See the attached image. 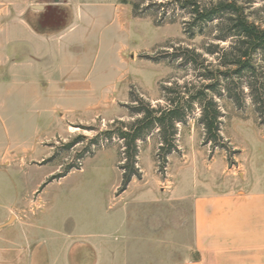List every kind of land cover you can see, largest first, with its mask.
<instances>
[{
  "label": "rangeland",
  "instance_id": "374dc122",
  "mask_svg": "<svg viewBox=\"0 0 264 264\" xmlns=\"http://www.w3.org/2000/svg\"><path fill=\"white\" fill-rule=\"evenodd\" d=\"M90 2L94 28L105 33L103 46L98 35L91 45L92 66L115 87L111 104L95 113L66 114L63 128L47 130L45 124L29 158L17 152L1 160L0 264H30L31 249L39 258L34 263L61 264L66 247L57 241L63 234L75 241L111 222V231L119 234L121 214L112 204L132 182L159 179L162 191H169L187 178V188L199 192L206 185L241 190L258 179L264 188V46L239 28L245 21L264 30V0ZM58 3V10L42 9L40 26L68 24L70 7ZM168 88L177 93L169 97L181 103L197 99L185 124L177 126L175 152L162 154L159 130L144 134L132 156L124 141L107 140L110 131L122 129L121 122L132 125L142 118L141 100L167 107ZM209 103L219 115L215 142L207 140L201 120L202 106ZM136 201L125 200L133 236L157 239L146 243L153 255L140 264L184 256L193 242L191 203ZM80 253L74 250L69 261L78 264Z\"/></svg>",
  "mask_w": 264,
  "mask_h": 264
},
{
  "label": "crops",
  "instance_id": "0c3cea01",
  "mask_svg": "<svg viewBox=\"0 0 264 264\" xmlns=\"http://www.w3.org/2000/svg\"><path fill=\"white\" fill-rule=\"evenodd\" d=\"M58 1L0 0V162L7 154L15 158L17 152L29 158L31 145L45 131L64 127L66 114L95 113L111 104L108 97L115 87L103 81L105 75H97L91 61L97 35L102 46L105 43L103 29L94 28L92 0H64L71 10L68 24L57 29L40 26L46 6L58 10ZM188 180L169 191H162L159 179L151 184L132 182L120 202L112 204L121 214L115 229L120 233L111 231V222L99 233H80L75 241L63 234L57 241L66 247L61 264H75L69 261L74 250L82 255L78 264H140L152 256L146 243L157 239L133 236L125 203L130 199L152 205L163 200L190 202L193 209V242L184 256L150 264H264L261 180L241 190L206 185L199 192L187 188ZM28 256L30 264H37L38 254L34 258L31 249Z\"/></svg>",
  "mask_w": 264,
  "mask_h": 264
},
{
  "label": "trees",
  "instance_id": "16d2710c",
  "mask_svg": "<svg viewBox=\"0 0 264 264\" xmlns=\"http://www.w3.org/2000/svg\"><path fill=\"white\" fill-rule=\"evenodd\" d=\"M241 33L254 44L262 47L264 46V30H258L255 26L242 21L239 24ZM167 95V107L153 108L150 104L141 100L138 102L140 106L137 113L142 115V118L137 120L132 125H126L120 123L122 129L112 130L108 134L110 137L108 141L117 138L125 142L126 155L132 156L136 154L137 147L136 143L140 138L149 132L159 130L162 137L161 152L165 156H169L177 150L176 136L178 132V124H185L190 113L193 112V106L196 97H191L188 100L177 101L169 97L172 94H177L171 91L170 88L165 90ZM202 124L205 126L207 131V140L209 142H215L218 139L217 125L219 123L218 110L215 109L214 104L209 103L202 106ZM126 184L130 183L131 180L125 179Z\"/></svg>",
  "mask_w": 264,
  "mask_h": 264
}]
</instances>
